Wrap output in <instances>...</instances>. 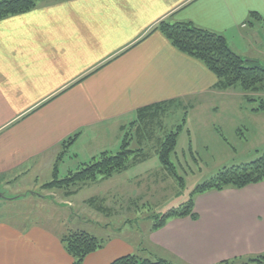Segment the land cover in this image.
<instances>
[{
  "label": "crops",
  "instance_id": "1",
  "mask_svg": "<svg viewBox=\"0 0 264 264\" xmlns=\"http://www.w3.org/2000/svg\"><path fill=\"white\" fill-rule=\"evenodd\" d=\"M168 18L219 32L235 52L264 63V0H45L0 20V264H74L62 236L86 228L65 229L56 212H15L66 203L34 190L44 168L53 173L64 140L81 132L72 145L78 156L86 137L93 145L109 134L122 139V126L142 107L187 101L195 109L219 90L203 62L156 28ZM93 145L90 153L103 147ZM26 177L31 181L18 185ZM195 210L196 219L171 218L138 239L104 233V246L82 264L127 254L221 264L264 253V181L206 191Z\"/></svg>",
  "mask_w": 264,
  "mask_h": 264
},
{
  "label": "rangeland",
  "instance_id": "2",
  "mask_svg": "<svg viewBox=\"0 0 264 264\" xmlns=\"http://www.w3.org/2000/svg\"><path fill=\"white\" fill-rule=\"evenodd\" d=\"M219 90L206 94L204 99L196 103L198 107L195 109H192L187 101H173L164 106L165 109L159 116L161 125L155 124L154 135L142 145L148 153L144 161L110 178H100L82 185L74 195L67 196L64 188H43L44 184L53 179L51 169L44 168L42 175H39L40 182L44 183L34 190L46 194L51 199L56 198V201L66 200V203L57 202L55 210L48 202L39 200L44 201V204L18 206L15 212H28L31 216L52 215L56 212V222L65 229L86 228L98 236L112 232L138 239L141 233L144 234L157 223L166 211L187 201L197 185L210 179L224 167L250 162L264 152V112L257 113L252 110L258 105L259 97L264 99V92H246L240 86ZM246 95L258 100L248 101ZM136 118L137 116L134 117ZM179 124L184 126L177 138L171 159L175 163L176 173L183 181L177 180L168 172L158 157L160 141L168 132L176 130ZM126 127L131 132L134 130L129 128L130 122ZM120 143L121 139L116 141L114 135L109 134L107 139L94 143L103 147L90 153L93 142L87 137L84 138L78 146L80 155H74L77 148L72 146L59 162L60 178L67 176L71 170L79 169L81 163L90 161L103 149L117 152ZM131 147H138L136 140H133ZM29 181L30 177H26L20 180L18 185H25ZM14 190L16 189L11 187L7 194H12ZM20 194L12 196L19 197ZM200 194L203 193L195 196V206ZM27 197L39 199L33 194ZM91 197L103 198V203L110 208V217L87 203ZM24 199L25 197H21L17 201ZM0 212L3 213L4 209ZM251 258L254 256L221 264H245Z\"/></svg>",
  "mask_w": 264,
  "mask_h": 264
},
{
  "label": "trees",
  "instance_id": "3",
  "mask_svg": "<svg viewBox=\"0 0 264 264\" xmlns=\"http://www.w3.org/2000/svg\"><path fill=\"white\" fill-rule=\"evenodd\" d=\"M44 0H0V20L10 15L23 13L36 8ZM251 16L260 17L252 11ZM157 29L162 31L171 43L180 51L193 56L205 64L217 77L216 87L218 89H228L240 86L246 92H264V63L257 60L246 59L235 52L229 45L226 37L214 30L202 27L189 20L162 19ZM248 101H257L251 95H246ZM165 101L147 105L138 109L137 118L130 122L131 132L122 126V139L120 149L117 152L110 150L101 151L90 161L83 162L80 168L70 171L63 178L59 176V162H61L77 140L81 132H77L61 143V149L57 155L56 163L53 167V179L43 185V188H64L66 195L71 196L78 192L82 185L95 182L100 178H110L115 174L131 168L130 166L144 161L148 157L144 143L154 135L155 124L161 123L160 113L169 103ZM255 112H264V99L259 97V103L252 109ZM186 122V119H184ZM161 125V124H160ZM184 124H179L176 130L168 132L160 141L158 157L163 165L177 180L183 181L174 168L175 163L171 159V154L175 150L177 138ZM127 128V129H126ZM133 140H136L138 147L132 148ZM264 181V152L250 162L224 167L214 176L197 185L190 198L178 207L166 211L151 229H158L166 222L175 217L190 216L193 219L198 217L195 206V196L209 190H222L227 187L243 188L249 184ZM103 198L91 197L87 203L97 211L110 216V208L104 203ZM106 239H103L87 230H71L62 236L68 252L74 258V264H82L85 257L102 248ZM229 262V260L221 263ZM233 262V261H232ZM264 263V253L248 259L245 264ZM110 264H177L171 260L143 258L135 254L121 256Z\"/></svg>",
  "mask_w": 264,
  "mask_h": 264
},
{
  "label": "water",
  "instance_id": "4",
  "mask_svg": "<svg viewBox=\"0 0 264 264\" xmlns=\"http://www.w3.org/2000/svg\"><path fill=\"white\" fill-rule=\"evenodd\" d=\"M0 197H4L2 194H0Z\"/></svg>",
  "mask_w": 264,
  "mask_h": 264
}]
</instances>
